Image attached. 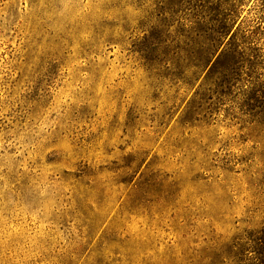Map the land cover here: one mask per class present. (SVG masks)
<instances>
[{"label": "rangeland", "instance_id": "obj_1", "mask_svg": "<svg viewBox=\"0 0 264 264\" xmlns=\"http://www.w3.org/2000/svg\"><path fill=\"white\" fill-rule=\"evenodd\" d=\"M230 10L241 52L214 29ZM257 246L264 0H0V264H264Z\"/></svg>", "mask_w": 264, "mask_h": 264}, {"label": "trees", "instance_id": "obj_2", "mask_svg": "<svg viewBox=\"0 0 264 264\" xmlns=\"http://www.w3.org/2000/svg\"><path fill=\"white\" fill-rule=\"evenodd\" d=\"M220 18L213 19V23H217L216 26H214V29L217 31L218 34L223 36V39L225 40L228 38V46L231 51H243V46L240 44H237V40L241 39V35L239 34V31H237V28L232 30L233 24L236 15L234 10H230L227 13H219ZM212 25V24H211ZM241 42V41H240ZM194 40L193 38L186 39L185 41V53L190 54L193 52V48H189L193 45ZM258 248L254 249L255 253L261 254L263 263H264V246H257Z\"/></svg>", "mask_w": 264, "mask_h": 264}]
</instances>
